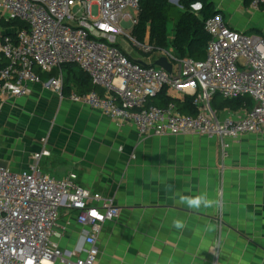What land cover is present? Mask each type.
I'll return each mask as SVG.
<instances>
[{
	"label": "built area",
	"instance_id": "1",
	"mask_svg": "<svg viewBox=\"0 0 264 264\" xmlns=\"http://www.w3.org/2000/svg\"><path fill=\"white\" fill-rule=\"evenodd\" d=\"M263 4L248 0L247 8L257 11ZM138 11L139 0H0V21L13 27L0 37V93L8 99L27 97L32 85L42 84L62 97V68L73 65L102 93L73 91L69 100L117 125L132 124L141 137L216 139L223 160L231 141L251 134L264 137V40L229 27L217 12L204 21L210 37L204 59L179 58L171 49L126 33L121 23L134 26ZM119 36L126 38L128 49L118 44ZM161 56L171 63V72L153 65ZM52 72L56 76L41 80V73ZM161 91L191 97L195 113H182L173 102L155 105L151 100ZM215 95L248 97L252 106L214 109ZM41 142L24 169L0 165V264H96L100 225L115 219L119 208L114 199L80 186L72 176L58 179L40 172L38 163L50 152L47 139ZM62 208L75 211L77 223L89 229L83 254L59 246Z\"/></svg>",
	"mask_w": 264,
	"mask_h": 264
},
{
	"label": "crops",
	"instance_id": "2",
	"mask_svg": "<svg viewBox=\"0 0 264 264\" xmlns=\"http://www.w3.org/2000/svg\"><path fill=\"white\" fill-rule=\"evenodd\" d=\"M209 1L229 27L264 40L263 26L246 28L227 19L224 11L227 3L244 8L264 25V8L250 11L245 0ZM236 1L240 3L232 4ZM12 32V25L0 23V37ZM68 87L62 97L42 84L32 85L27 97L8 99L0 93V165L24 169L46 138L50 152L41 157L40 172L58 179L68 174L80 186L114 199L119 214L100 225L96 264H264V137L251 134L231 141L223 160L216 139L195 134L141 137L132 124L117 125L70 101L71 92H82L73 80ZM164 97L176 106L173 100L186 96ZM32 106L42 111L33 115L20 110ZM7 119L13 130L32 137L10 136L3 127ZM181 195H206L213 204L190 209L180 202ZM175 219L183 221V229L173 227ZM57 229L64 232L61 249L83 254L89 229L77 223L75 211L62 208Z\"/></svg>",
	"mask_w": 264,
	"mask_h": 264
},
{
	"label": "trees",
	"instance_id": "3",
	"mask_svg": "<svg viewBox=\"0 0 264 264\" xmlns=\"http://www.w3.org/2000/svg\"><path fill=\"white\" fill-rule=\"evenodd\" d=\"M195 2L202 3L198 13L192 12L188 6ZM183 9L180 10L169 0H139V11L137 23L131 30L132 36L139 41H146L154 47L171 49L176 57H189L193 60H203L205 57V47L209 40V35L204 29V21L213 14L220 12L209 0H182ZM244 6H248V0L244 1ZM261 8H264V4ZM173 22V36L168 38L167 25ZM0 23L5 24L0 21ZM69 66V67H68ZM67 74L63 85L62 94H68V82L73 80V84L80 92H87L91 89L90 78L79 68L73 65L65 66ZM56 76L55 72L50 74L41 73V80L48 81ZM161 91L151 100L155 105L167 104L170 99L164 97ZM178 110L185 114H194L195 108L192 105V98L186 96L182 101L173 100ZM214 109H229L237 111L248 109L252 106V101L248 97L224 99L215 95L211 101Z\"/></svg>",
	"mask_w": 264,
	"mask_h": 264
},
{
	"label": "rangeland",
	"instance_id": "4",
	"mask_svg": "<svg viewBox=\"0 0 264 264\" xmlns=\"http://www.w3.org/2000/svg\"><path fill=\"white\" fill-rule=\"evenodd\" d=\"M174 1H176L177 2V7L180 9V10H184L183 9V6H182V4H181V2H182V0H174ZM215 1H218V2H220V3H226V1L227 0H215ZM233 1V0H232ZM240 2L239 1H236V3H232V4H239ZM195 4H198V5H195ZM202 3H200V2H195V3H193V4H191L190 6H188V9L189 10H191L192 12H195V13H198L199 12V10H200V5H201ZM228 3H227V5H226V7H227V9H225L224 8V11H225V13H226V18L227 19H236V22H240L241 24H242V26H245L246 28H250V27H252V26H255V27H259V28H263L264 27V25L261 23V21H260V19H258V17H256V15H246L245 13H246V11L244 10V8L242 9V11H240V9L239 8H235L234 6H232V8L229 6L228 7ZM90 11H91V14H92V16L93 17H95L96 15H97V6L96 5H94V6H92L91 7V9H90ZM250 11H252V10H250ZM131 14L133 15V16H135V13L134 12H131ZM252 24H254V25H252ZM121 26H122V28L126 31V33H131V30H132V26H133V24L130 22V21H123L122 23H121ZM263 26V27H262ZM167 30H168V38L170 39V38H172V36H173V22L171 21V22H169L168 23V25H167ZM248 30H251V29H248ZM264 30V29H263ZM250 32V31H249ZM248 34V33H247ZM250 34V33H249ZM117 42H118V44L119 45H121L122 47H124V46H126L127 45V42H126V38L125 37H123V36H119L118 37V39H117ZM134 55L136 56V57H139V56H141L139 53H137V52H134ZM145 59H147V60H149L150 58H148L147 56H143ZM10 106V105H9ZM27 109V110H26ZM20 110H22L23 112L26 110V112H28V113H33V115H36V114H38V113H40L42 110H40V109H38L37 108V106H32V107H27V108H21L20 107ZM12 112H13V110H12ZM24 114V113H23ZM24 115H26V114H24ZM4 122V121H3ZM10 122H11V120L10 119H7V120H5V122L3 123V127L4 128H8L9 130V133H11L12 132V135H10V136H12V137H14L15 135H17V133H20L21 134V136H22V139L24 138V136L26 137H32V134H30V133H26L25 132V130L24 131H22V132H20V131H15V130H13V128L10 126ZM5 125H7V126H5ZM67 129H68V127H67ZM61 133H62V131H61ZM36 135H38V137H40V136H42L43 134L42 133H39V134H36ZM5 144V143H4ZM19 150H21V151H24L25 152V148L22 146H19ZM23 156H25L26 154L24 153V154H22ZM66 176H70V175H68V174H66Z\"/></svg>",
	"mask_w": 264,
	"mask_h": 264
},
{
	"label": "clouds",
	"instance_id": "5",
	"mask_svg": "<svg viewBox=\"0 0 264 264\" xmlns=\"http://www.w3.org/2000/svg\"><path fill=\"white\" fill-rule=\"evenodd\" d=\"M179 200L182 204H185L190 209L199 210L201 207H211L213 201L209 200L206 195L188 196L181 195ZM173 227L176 229H183L184 223L180 219L173 220Z\"/></svg>",
	"mask_w": 264,
	"mask_h": 264
},
{
	"label": "water",
	"instance_id": "6",
	"mask_svg": "<svg viewBox=\"0 0 264 264\" xmlns=\"http://www.w3.org/2000/svg\"><path fill=\"white\" fill-rule=\"evenodd\" d=\"M171 3H173L174 5L177 4L176 1L174 0H169ZM195 5H198V4H195ZM202 5H200L201 7ZM140 63L144 64L143 62L139 61ZM153 65H156V66H160L162 68H164L166 71L168 72H171V68H172V65L170 62H168L167 58L164 57V56H161L159 57L158 59H156L154 62H153ZM145 66H149V65H145Z\"/></svg>",
	"mask_w": 264,
	"mask_h": 264
},
{
	"label": "snow or ice",
	"instance_id": "7",
	"mask_svg": "<svg viewBox=\"0 0 264 264\" xmlns=\"http://www.w3.org/2000/svg\"><path fill=\"white\" fill-rule=\"evenodd\" d=\"M93 215H95V213H93Z\"/></svg>",
	"mask_w": 264,
	"mask_h": 264
},
{
	"label": "bare ground",
	"instance_id": "8",
	"mask_svg": "<svg viewBox=\"0 0 264 264\" xmlns=\"http://www.w3.org/2000/svg\"><path fill=\"white\" fill-rule=\"evenodd\" d=\"M46 82V81H45ZM62 96H63V94H62Z\"/></svg>",
	"mask_w": 264,
	"mask_h": 264
}]
</instances>
